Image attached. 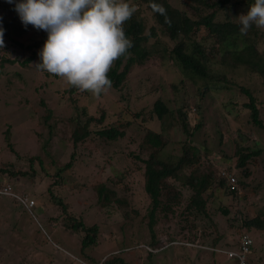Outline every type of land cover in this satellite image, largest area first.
<instances>
[{
    "label": "rangeland",
    "instance_id": "rangeland-1",
    "mask_svg": "<svg viewBox=\"0 0 264 264\" xmlns=\"http://www.w3.org/2000/svg\"><path fill=\"white\" fill-rule=\"evenodd\" d=\"M19 2L21 0H12V3L0 0V25L7 26L3 41L15 51L10 58L18 59L13 65L0 69V166L10 159L16 162V168L28 171L25 176H18L13 181L4 174L5 183L10 184L14 192L24 189L31 196L34 214L31 210L12 204L8 197L0 199V264H99L103 258L113 254H120L129 264H147V261L152 264H236L234 260L226 259L225 253L214 252L210 247L224 250L223 247L232 246L237 239L240 218L258 215L264 219V128L251 122L250 112L244 106L248 97L239 90L240 86H244L252 91L259 106V117L264 123L263 75L246 66L232 70L213 63L210 78L192 79L189 72L182 73L169 58L168 50L173 41L157 24L146 4L141 0H127L137 9L133 17L142 20L143 33L155 31V35L146 42L151 55L144 64L132 67L120 88H111L99 98L86 91L80 92L75 87L69 92V86L60 77L35 67L41 62L40 56L29 65L20 64L27 53L17 50L13 42L33 44L43 37V31L21 22L18 13L12 9ZM169 2L182 7L180 0ZM255 38H250V42L256 43L254 49L262 58L254 56L255 51L252 58L264 68V34L261 39ZM41 49H38V53ZM204 84L208 90L200 97ZM156 99H161L170 109L190 103L187 113L190 131H193L190 137L182 131L177 119L174 121L168 116L160 121L155 118L152 107ZM74 102L80 109L85 108L86 115L97 118L103 111L106 124L114 123L117 111L123 110V117L130 118L134 128L143 124V129L150 126L164 132L168 141H174L173 145L165 148L167 153L178 151L182 141L190 138L192 144L198 146L200 160H203L200 165L206 166L205 172L209 171L210 165L212 172H218L219 164L223 163L230 164L234 170L237 143H241L245 151L260 150L246 162L249 176L243 177L240 170L236 172L239 180L248 185L245 188L239 186L243 198H233L217 189L207 203L208 216L199 214L197 217L196 233L189 229L188 221L180 220L181 216L175 218L173 215L168 220L159 218L154 226L155 238H160L156 247L158 251L148 255L143 249L146 243L149 244L151 233L146 218H142L148 197L142 188L140 171L130 170L125 176L127 189L119 185L118 194L129 201L125 205L112 203L102 207L94 192L95 181L101 179L108 182V177L119 174L125 169V164L130 169L136 164L141 165L127 155L140 140L133 138L134 132L127 128L125 138L109 146L103 145V141L91 129L89 137L74 149L76 156L71 168L60 172V180L64 184H52L54 193L67 205L68 212L77 218L82 217L88 225L96 224L98 227L96 243L87 248L85 254L80 253L79 242L61 223L64 214L55 205L46 204L48 195H42L44 202L41 197L39 202L37 199L41 190L46 189L52 181L54 183L53 175L58 168L70 160L73 148L68 138L73 122L69 118L75 113ZM195 103L199 107H195ZM47 108L53 112L47 123L49 125H41L42 115ZM198 122L199 126L194 129ZM95 125L92 124L93 128ZM7 129L9 142L18 152L17 156L4 140ZM107 149L110 157L107 156ZM35 154L41 158L48 176L43 174L38 162H35L34 171L30 169L29 157ZM190 169L192 167L182 171L177 179L179 183L186 179ZM181 188L187 198L188 188ZM223 209H226L227 215ZM124 210L128 211V215ZM248 232L253 238L249 257L262 264L264 228H251ZM182 234L196 235L195 245L190 248L178 244L161 246V239L172 241L170 238L180 239L178 237Z\"/></svg>",
    "mask_w": 264,
    "mask_h": 264
},
{
    "label": "trees",
    "instance_id": "trees-1",
    "mask_svg": "<svg viewBox=\"0 0 264 264\" xmlns=\"http://www.w3.org/2000/svg\"><path fill=\"white\" fill-rule=\"evenodd\" d=\"M141 1L146 4L147 8L152 12L154 19L162 28L163 32L173 41V45L170 50H168V56L171 61L178 66L182 73L186 74L189 72L192 79L199 78L206 80L211 77L209 72L210 66L213 63H218L232 70L240 66H246L253 72L263 75L264 82V68L252 58L253 51H255L254 45L256 43L250 42V38L256 37L255 39L257 40L261 39L264 34V29H258L253 25L246 35L241 34L239 30L241 27L239 24V16L247 12L249 5L252 4L254 0H180L182 5L181 8L172 5L169 0ZM156 5L161 6L164 12L155 11L154 6ZM12 9L15 10L14 8ZM6 28L7 26L5 24L0 25V29H3V36L6 34ZM124 31L126 36L132 41L133 47L129 49L130 56L117 59L114 63V67H112L107 74L108 78L112 81L111 88H120L131 72L132 67L144 64L151 55L150 50L146 46V42L149 37L155 35L154 30H151L148 34H144L142 20L132 16V18L124 24ZM42 36L41 39L33 44L17 41L13 42L15 46H17V50L21 49L22 52L27 53V56L20 62L22 66L29 65L33 59L39 58L38 49L43 47L47 39V33L43 31ZM11 54H15V51L9 48V44H4L3 47H0V69L5 65H13L18 61L17 58L11 59ZM255 55L256 57L260 56L256 51L254 56ZM221 78L225 79L224 77ZM207 90L208 87L204 84V88L200 92V97L203 96ZM239 90L248 97L244 106L250 112L251 122L260 128H264V123L259 117V106L252 91L244 86H240ZM68 91L72 92L73 87H69ZM189 105L190 103L187 102L186 105H179L170 109L161 99H156L153 102L152 112L155 118L160 121L168 116L174 121L177 119L182 131L190 137L193 131H190V125L187 121ZM195 107H199V105L195 103ZM73 109L75 113L69 118L73 122V127L72 129L70 128V135L68 138L71 139L70 146L73 148L70 152V160L65 163L64 166L58 168L53 175V178L55 177L54 183L52 181L46 189L41 190L37 199L39 202V198L41 197L42 202H44L45 198L42 197V195H48L49 201L47 200L48 202H46V204L51 203L55 205L57 210L61 212L62 215L64 214L61 223L64 224L66 230L72 233V237L79 242V250L82 254H85V250L96 243L98 227L96 224L88 225L82 217L77 218L68 212L66 208L67 205L54 193L55 191L52 189L54 186H52V184L55 186L61 185L60 172L63 169L71 168L74 157L76 156L74 149L77 148L79 143L89 137L91 129H94L93 132L98 135L100 141H103V145L109 146L112 142L125 138L127 136V128L130 130L132 129L134 132L133 138L140 140L137 145L134 144V149L127 152V155L132 160H137L141 165L136 164L133 169H130V166L127 168L125 164V169L121 170L115 177H108V182L102 181L101 179L100 181H95L94 192L97 202L102 207L110 206L112 203L125 205L129 203V201L127 198H123L118 194V188H128L125 176L130 170L140 171L139 173H141L142 176V188L148 197V204L142 216V218H146L151 233L150 242L149 244L146 243L148 246L145 244L143 249L148 255H153V252H156L151 250L156 249L157 243L160 240L158 236L155 238L156 233L154 230V226L158 223L157 220H159V218L168 220L173 215L175 218L181 216L182 219L180 220L188 221V225L190 226L189 229L195 232L194 229L197 225L196 220L198 215L203 214L208 216L206 206L217 189H220L225 194L231 195L233 198H243L239 186L245 188L248 185L244 181L239 180L236 172L240 170L243 177L249 176L250 172L245 166L246 162L253 157V155L260 153V150L245 151L242 144L237 143L235 148L237 160L234 164V170H232L230 164L227 165V163H223L219 164L220 167L217 168L218 172H212V165H210L211 168H209V171L205 172L206 166L200 165V162H203V160H200L198 146L194 143L192 144L190 138L182 141L178 151L167 153L165 148H169V145H173L174 141H168L169 138H167L164 132L156 131L150 126L143 129V124H140L141 126L134 128V123L132 124L131 119L123 117L125 113L123 110L117 111V118L114 123L106 124L104 123L105 113L103 111L100 113V116L96 118L91 115H86L85 108L82 107L80 109L76 105V102L73 103ZM45 110L46 111L42 115V122H40L41 125H49L47 123L53 113L49 108ZM92 124H97L98 126L95 125L93 128ZM199 124L200 122L195 125L194 129H196ZM4 140L6 141L7 147L15 154L14 156H17L18 152L14 151L9 142L8 129L5 130ZM129 141L133 142L132 140ZM106 152L107 156L110 157L111 155L108 149ZM204 152L207 153V150L205 149ZM96 156L98 157L100 155L96 154ZM3 162H5V164L0 166V191L3 187H7L12 193L7 194L0 192V199L2 197H8L12 204L31 210L33 205L29 207L27 203L18 199V196H23L26 197L27 201H33V199L30 198L31 196L26 193L24 189H16V192H14L11 189V185L5 183L6 176L8 179L12 178L10 180L13 181V179L18 176H25L28 171L16 168V162L14 160L9 159ZM35 162H38L42 168L43 174L48 176L49 173L43 168L42 160L37 154L29 157L28 163L30 169H32V171L35 170ZM187 167H192V169L187 173L186 179L179 183L177 179ZM227 173H233L236 177L237 183L233 188L228 182ZM4 174H6V176ZM62 183L64 184V182ZM181 186L188 188L187 198L184 197ZM32 197L34 196L32 195ZM10 209L13 210V208ZM31 212L33 213L32 210ZM134 212L136 214L139 213L136 208H134ZM124 213L128 215L127 210H124ZM223 213L227 215L228 212L226 209H223ZM36 215L38 214L36 213ZM38 216L41 215L39 214ZM51 217L53 218V215ZM50 224H52L51 221ZM186 225L187 224L184 226ZM238 226V234L242 230L250 231L251 228L263 229L264 219L260 218L258 215L251 218H240ZM178 238L180 239H175V237L170 238L173 243L169 244L168 247L178 244L190 248L192 246L191 243L197 242L196 235L182 234V236ZM237 242L238 238L233 245H236ZM251 250L252 247H250L248 257L251 255ZM248 257L247 261L249 263L259 264V261L254 262L252 261V257ZM234 262L238 264L237 261ZM146 263L152 264L151 261H147ZM99 264L129 263L125 261L120 254H113L107 258H103Z\"/></svg>",
    "mask_w": 264,
    "mask_h": 264
},
{
    "label": "clouds",
    "instance_id": "clouds-1",
    "mask_svg": "<svg viewBox=\"0 0 264 264\" xmlns=\"http://www.w3.org/2000/svg\"><path fill=\"white\" fill-rule=\"evenodd\" d=\"M7 2L12 3V0ZM136 10L127 0H21L15 5V11L25 26L32 25L47 33L39 52L41 62L35 67L60 77L67 86L80 92L87 91L95 98L111 89L112 81L107 74L115 61L130 56L133 43L125 34L124 24ZM154 10L164 12L159 5L154 6ZM239 24L243 35L253 25L264 29V0H254L247 12L239 16ZM3 45V29H0V47ZM243 231L238 234V241ZM237 245L238 242L223 248L233 249ZM210 249L219 253L214 249L220 247Z\"/></svg>",
    "mask_w": 264,
    "mask_h": 264
},
{
    "label": "built area",
    "instance_id": "built-area-1",
    "mask_svg": "<svg viewBox=\"0 0 264 264\" xmlns=\"http://www.w3.org/2000/svg\"><path fill=\"white\" fill-rule=\"evenodd\" d=\"M227 179L231 187L236 186V177L233 173H227ZM3 193H9L7 187H3V189L0 191ZM18 199L24 203H26V197L18 196ZM32 204V201H28L27 205L30 206ZM163 246L167 245V241L165 239H162ZM253 244V240L250 236V234L246 231H243L239 235V241L236 248L233 249H214L219 252H223L226 254L227 259H232L234 261H237L238 264H251L247 261L248 254L250 253V247Z\"/></svg>",
    "mask_w": 264,
    "mask_h": 264
},
{
    "label": "crops",
    "instance_id": "crops-1",
    "mask_svg": "<svg viewBox=\"0 0 264 264\" xmlns=\"http://www.w3.org/2000/svg\"><path fill=\"white\" fill-rule=\"evenodd\" d=\"M257 264V263H256ZM260 264V263H259ZM262 264H264V263H262Z\"/></svg>",
    "mask_w": 264,
    "mask_h": 264
}]
</instances>
